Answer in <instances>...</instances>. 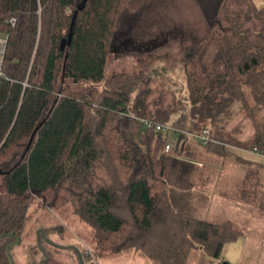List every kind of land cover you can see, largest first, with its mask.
I'll return each instance as SVG.
<instances>
[{
  "label": "trees",
  "instance_id": "obj_1",
  "mask_svg": "<svg viewBox=\"0 0 264 264\" xmlns=\"http://www.w3.org/2000/svg\"><path fill=\"white\" fill-rule=\"evenodd\" d=\"M131 1L0 0V235L21 243L32 205L70 207L91 228L96 256L133 248L188 264L202 249L218 258L242 231L183 212L198 167L187 148H231L188 133L207 129L213 141L264 156V4L219 0L182 78L166 88L152 86L165 69L105 74ZM13 240L0 238V264H10Z\"/></svg>",
  "mask_w": 264,
  "mask_h": 264
},
{
  "label": "rangeland",
  "instance_id": "obj_2",
  "mask_svg": "<svg viewBox=\"0 0 264 264\" xmlns=\"http://www.w3.org/2000/svg\"><path fill=\"white\" fill-rule=\"evenodd\" d=\"M218 1L132 0L122 15L118 33L122 36L118 38L108 58L106 76L114 72H147L151 68H158L166 70L165 80L157 78L152 81V86L166 84L167 88L169 85H175V80L182 78L180 74L183 62L193 53L197 41L206 33L209 23L212 22ZM254 2L258 6L264 4V0ZM126 38H131L136 44L140 41L144 44L148 40H156L157 45L150 49L130 45L125 50L121 42ZM187 149L192 152L191 160L198 165L197 168H223L229 165V168L243 169L235 193L222 194L219 197L209 195L210 199L205 204L196 195L189 205L186 203L184 206L183 212L188 215L216 221L215 223L231 220L242 231L237 239L224 246L220 257H210L202 249H195L188 259V264H264V157H255L262 167L250 163H236L235 167L229 159L223 160L217 153L194 142H189ZM205 175L197 171L194 177L195 190H200ZM209 182L204 186L206 188L210 185L209 193L213 188L225 190V185ZM253 188L257 191V195L254 193L255 197ZM234 195L237 197L234 198ZM260 200L262 201L259 202ZM183 202L185 204V201ZM218 202L220 204H217ZM40 228L47 229L46 239L57 244L53 247L44 239L45 245L42 244V247L45 246L50 253L48 254L58 263L79 264L71 249L58 247L68 245L89 248L92 252L91 261L86 264H132L143 260L152 261L133 248L96 256L93 254L95 240L92 238L91 228L74 215L70 207L65 210H38L36 205H32L24 223L22 241L12 247V255L17 264H27L31 255L39 262L41 251L37 231Z\"/></svg>",
  "mask_w": 264,
  "mask_h": 264
},
{
  "label": "crops",
  "instance_id": "obj_3",
  "mask_svg": "<svg viewBox=\"0 0 264 264\" xmlns=\"http://www.w3.org/2000/svg\"><path fill=\"white\" fill-rule=\"evenodd\" d=\"M220 155V154H219ZM222 157V159H229V161L232 163V165H234L236 167V163H250V164H256L258 166H261L258 164V158L255 157H259L261 158L262 156L258 153L253 152L252 150H246V149H242V148H233L231 149V151L229 152V154H224V155H220ZM228 162V161H227ZM225 164V162H224ZM199 167H201L199 165ZM205 167V166H204ZM228 167V168H226ZM223 167V168H197V171L206 174L204 176V181L201 182V187L200 190H195V188H193L192 191V195L194 198H196V195L198 198H200L199 200L205 204L207 201H209L210 196L211 197H219L222 194L223 195H228L231 192H236L237 188L239 187V183H240V174L243 173V169L242 168H229V165ZM262 167V166H261ZM210 179V182H209ZM212 180V181H211ZM209 182L212 184V182H217V183H221L222 185H225V190H220V188H215L217 190H211V192L209 193L208 190L210 188V185H208L206 188L205 183ZM264 182V179H263ZM253 190V194L256 193L257 195V191L255 188L252 189ZM210 195V196H209ZM254 194L253 197L256 196ZM235 196V197H234ZM233 197L236 198L237 195H234ZM220 201V200H218ZM262 200H260L259 202H261ZM217 204H220V202H218ZM258 205V204H256ZM205 219V218H204ZM207 220V219H206ZM231 221V220H230ZM212 222H216V221H212ZM233 222V221H232ZM132 264H159L156 263L154 261H139L137 263H132Z\"/></svg>",
  "mask_w": 264,
  "mask_h": 264
},
{
  "label": "built area",
  "instance_id": "obj_4",
  "mask_svg": "<svg viewBox=\"0 0 264 264\" xmlns=\"http://www.w3.org/2000/svg\"><path fill=\"white\" fill-rule=\"evenodd\" d=\"M14 19L12 18L10 20V23H14ZM6 41H7V37L5 35H2L0 34V64H1V59H2V56L4 54V51H5V46H6ZM0 76H1V71H0ZM142 123L144 124H147L148 126H150L151 124L143 119H141ZM156 129L161 131V132H165L167 130H172L173 128L170 126V125H162V124H157L156 125ZM188 136L191 137V138H194L198 141H200L203 145L205 144H208L210 142H214V143H218L219 145H221L222 147L224 148H236L234 146H231L229 144H226V143H223V142H216V141H213L210 137H209V132L207 129H204L201 133L197 134V133H188ZM171 147V143H168L166 144L165 146V149H164V152H168L169 149ZM253 152L255 153H258L257 150H252ZM259 154V153H258ZM262 156V155H261ZM264 157V156H262Z\"/></svg>",
  "mask_w": 264,
  "mask_h": 264
},
{
  "label": "water",
  "instance_id": "obj_5",
  "mask_svg": "<svg viewBox=\"0 0 264 264\" xmlns=\"http://www.w3.org/2000/svg\"><path fill=\"white\" fill-rule=\"evenodd\" d=\"M40 234H41L43 240L45 239V240H46L47 242H49V243H50V241H49L48 239H46L47 237H46V235H45L43 229H39V230L37 231L38 246H39V248H40L41 254L43 255V258L39 260L38 264H44V263H46V262L49 260L50 256H49V254H48L47 252H45V251L43 250V248H42V244H41V242H40V240H39V236H40ZM4 235L11 236V237L14 238L13 241H11V242H9V243L7 244V246H6V253H7V256H8V259H9L10 264H16L15 261H14V259L12 258V255H11V248H12L14 245H16V244L19 243L20 238H19V236H17V235H13V234H11V233H7V234H4ZM4 235H0V238L3 237ZM58 247H59V248H62V249H71L72 251H74V252L76 253V256H77V259H78L79 264H85V263H84V260H83V256H82L80 250H79L75 245L58 246Z\"/></svg>",
  "mask_w": 264,
  "mask_h": 264
},
{
  "label": "flooded vegetation",
  "instance_id": "obj_6",
  "mask_svg": "<svg viewBox=\"0 0 264 264\" xmlns=\"http://www.w3.org/2000/svg\"><path fill=\"white\" fill-rule=\"evenodd\" d=\"M141 42V41H140ZM140 42H137V44L131 39V38H126V39H124L122 42H121V44L124 46L123 47V49H125V50H127V48H128V46H130V45H138V47L140 46V47H143L144 49H150V48H154L156 45H157V43H156V40H152V41H150V40H148V41H146V42H144V44H141ZM40 229H43V231H44V228H40ZM44 233H45V231H44ZM41 235V234H40ZM45 235H47V234H45ZM48 237V236H47ZM39 238H40V236H39ZM51 246H53V247H55V246H57V244H55L54 242H52V241H50V243H49ZM79 250H80V252H81V248L79 247V246H77V245H75ZM74 252V251H73ZM81 254H82V252H81ZM74 257H75V259H77V256H76V253L74 252Z\"/></svg>",
  "mask_w": 264,
  "mask_h": 264
}]
</instances>
